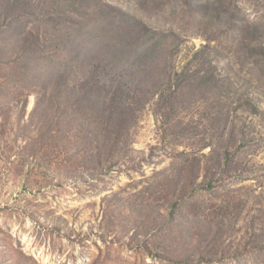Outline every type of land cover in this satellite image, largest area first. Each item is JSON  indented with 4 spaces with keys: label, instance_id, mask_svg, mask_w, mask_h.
<instances>
[{
    "label": "rangeland",
    "instance_id": "1",
    "mask_svg": "<svg viewBox=\"0 0 264 264\" xmlns=\"http://www.w3.org/2000/svg\"><path fill=\"white\" fill-rule=\"evenodd\" d=\"M7 2L0 264H264V0ZM106 74L136 108L109 156L66 100Z\"/></svg>",
    "mask_w": 264,
    "mask_h": 264
},
{
    "label": "trees",
    "instance_id": "2",
    "mask_svg": "<svg viewBox=\"0 0 264 264\" xmlns=\"http://www.w3.org/2000/svg\"><path fill=\"white\" fill-rule=\"evenodd\" d=\"M19 2H21V0H8L5 9L9 12H13L19 9ZM8 17H10V22L6 24L2 22L1 26L14 29L20 26L19 35L21 36L20 40L23 41L21 51L24 53L35 51L37 46H32V43L36 45L38 38H34L33 42H30L28 37H34V35H32V33H26L25 22H20V18L17 16ZM23 35H25V37H23ZM47 69L51 70L52 68L48 67ZM54 76L55 74H50V77ZM106 76L110 81L109 85L92 77L86 80L82 89L73 91L72 94H76L75 99L68 97L66 100L69 106L75 103L76 112L84 116L90 125L87 133L93 135L97 142L99 138H102L104 142L114 141L115 146L113 149L111 148V150H109V156L113 155L120 141H122L124 137H128L130 132L128 125L136 120V108L132 105V100L135 99L132 94H135V92H131L124 84L111 78L110 74H106ZM61 87L62 84H60V82L54 81L52 92L54 94H62ZM60 111H63V115L68 114V110L65 106L61 108ZM81 126L84 127V125ZM86 139L88 140L87 142H90L92 138L86 137ZM104 147H106V144H104ZM93 148L96 150V158L100 164L104 156L103 148L101 151L98 146H93Z\"/></svg>",
    "mask_w": 264,
    "mask_h": 264
}]
</instances>
